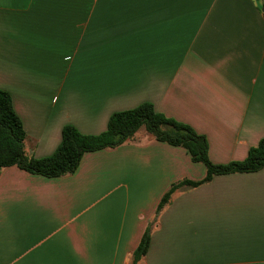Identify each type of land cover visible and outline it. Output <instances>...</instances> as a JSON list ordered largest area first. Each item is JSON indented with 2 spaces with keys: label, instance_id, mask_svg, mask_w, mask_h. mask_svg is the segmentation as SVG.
Listing matches in <instances>:
<instances>
[{
  "label": "crops",
  "instance_id": "1",
  "mask_svg": "<svg viewBox=\"0 0 264 264\" xmlns=\"http://www.w3.org/2000/svg\"><path fill=\"white\" fill-rule=\"evenodd\" d=\"M0 90L24 152L51 156L66 125L98 135L150 103L192 128L214 165L264 139V0H0ZM188 152L139 131L70 175L0 172V264H264V168L199 181Z\"/></svg>",
  "mask_w": 264,
  "mask_h": 264
},
{
  "label": "trees",
  "instance_id": "2",
  "mask_svg": "<svg viewBox=\"0 0 264 264\" xmlns=\"http://www.w3.org/2000/svg\"><path fill=\"white\" fill-rule=\"evenodd\" d=\"M144 130L155 141L186 150L193 163L205 168V176L199 181H181L171 185L162 196L155 217L169 202L171 195L180 187L196 188L209 183L216 176L256 173L264 168V139L248 150L243 161L214 165L208 157V144L189 126L157 113L150 103L113 114L104 132L83 135L66 125L61 131V141L54 153L46 158L28 157L24 152L26 134L19 117L14 112L10 95L0 90V172L7 167H18L30 174L46 178L70 175L78 168L86 153L114 149L134 140ZM150 245V227L142 235L132 254V264H138Z\"/></svg>",
  "mask_w": 264,
  "mask_h": 264
},
{
  "label": "rangeland",
  "instance_id": "3",
  "mask_svg": "<svg viewBox=\"0 0 264 264\" xmlns=\"http://www.w3.org/2000/svg\"><path fill=\"white\" fill-rule=\"evenodd\" d=\"M140 131H142V132H143L144 130L142 129V130H140Z\"/></svg>",
  "mask_w": 264,
  "mask_h": 264
}]
</instances>
